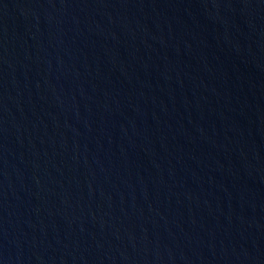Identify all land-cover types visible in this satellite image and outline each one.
<instances>
[{
	"label": "water",
	"instance_id": "95a60500",
	"mask_svg": "<svg viewBox=\"0 0 264 264\" xmlns=\"http://www.w3.org/2000/svg\"><path fill=\"white\" fill-rule=\"evenodd\" d=\"M0 264H264V0H0Z\"/></svg>",
	"mask_w": 264,
	"mask_h": 264
}]
</instances>
